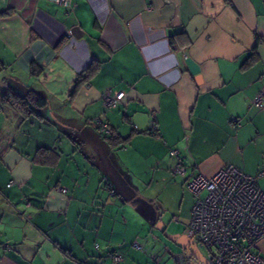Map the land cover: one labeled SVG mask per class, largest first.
<instances>
[{"label":"crops","instance_id":"0c3cea01","mask_svg":"<svg viewBox=\"0 0 264 264\" xmlns=\"http://www.w3.org/2000/svg\"><path fill=\"white\" fill-rule=\"evenodd\" d=\"M70 1L0 0V12L12 10L0 16V89L47 99L42 117L22 122L0 110V264H116L112 252L118 264H141L115 239L119 212L126 220L134 204L153 227L175 219L176 264H209L187 232L185 179L226 164L250 175L264 168V99L252 102L264 92V0ZM179 32L186 40L173 49ZM95 120L126 141L109 144ZM171 148L186 157V176L172 173ZM257 183L264 190V176ZM256 251L264 257V240Z\"/></svg>","mask_w":264,"mask_h":264},{"label":"built area","instance_id":"2783aa9c","mask_svg":"<svg viewBox=\"0 0 264 264\" xmlns=\"http://www.w3.org/2000/svg\"><path fill=\"white\" fill-rule=\"evenodd\" d=\"M70 6V0H53ZM187 56H185L186 58ZM264 92L259 91L254 99L255 106L262 105ZM107 107H114L117 99L110 94L104 97ZM238 125V120H234ZM98 130L110 135V127L101 120H95ZM170 169L174 175L186 176V157L179 149L169 150ZM264 176V168L256 174L243 172L233 164H226L213 175L205 176L193 172L185 179V187L194 196L187 223V232L205 248L209 264H264V257L256 246L264 240V190L258 183V177ZM13 181L8 183V186ZM103 189L109 194L115 193V187L105 175ZM59 191L66 192L59 187ZM135 248L141 245L133 242ZM114 263L121 261L117 252H112Z\"/></svg>","mask_w":264,"mask_h":264},{"label":"rangeland","instance_id":"374dc122","mask_svg":"<svg viewBox=\"0 0 264 264\" xmlns=\"http://www.w3.org/2000/svg\"><path fill=\"white\" fill-rule=\"evenodd\" d=\"M0 84L5 86L2 80H0ZM138 185L141 184H136V186ZM186 192L191 194L187 189ZM142 213L144 210L135 204L127 212L126 220L123 213L119 212L118 231L115 239L121 247L128 251L129 256H137L142 259L141 264H176L174 261L177 254L175 250L177 243L174 238L176 235L174 234L175 219L172 221L170 213L167 216L163 215L161 219L163 218L162 220L166 222V226L164 229H159L149 224L147 222L149 217ZM176 233L179 232L176 231ZM134 241L141 245V249L133 246Z\"/></svg>","mask_w":264,"mask_h":264},{"label":"trees","instance_id":"16d2710c","mask_svg":"<svg viewBox=\"0 0 264 264\" xmlns=\"http://www.w3.org/2000/svg\"><path fill=\"white\" fill-rule=\"evenodd\" d=\"M11 12L12 10L8 8L0 12V16L8 15ZM180 37H182V40L185 37L186 40L185 32H179L170 35V45L173 49L178 47L177 41L180 40L179 39ZM63 40L64 38H62L59 43H61ZM96 69H97V65L88 66L78 73L77 79L70 93V96H73V94L76 92V90L80 85L86 83L89 80V78L94 74ZM41 71H42L41 66L37 68L32 66L30 73L34 76H37L41 73ZM4 106L10 107L13 110H15L17 113H19L21 118L20 121L22 122L27 118H29L31 115L42 117L43 115L41 114V111H43L47 107V99L46 96L41 91L28 88L23 92H19L15 90L13 87L8 86L4 90L0 89V110L4 109ZM96 129L98 130L97 127ZM110 130H111L110 135H105L103 134V132L101 133L98 130L101 134L104 135V137L107 138L109 144H113V143L120 144L126 141V138H118L117 136H114L112 128H110ZM41 152L44 153L46 151L41 150ZM108 180L112 182L110 177H108ZM112 184L114 183L112 182Z\"/></svg>","mask_w":264,"mask_h":264},{"label":"water","instance_id":"95a60500","mask_svg":"<svg viewBox=\"0 0 264 264\" xmlns=\"http://www.w3.org/2000/svg\"><path fill=\"white\" fill-rule=\"evenodd\" d=\"M70 31H71L72 36L76 39H78L82 36V31L77 26L71 28ZM185 64L187 65V68L190 71V73L195 76L196 80H198L199 79V73H200V68H199L198 64L193 62L191 60V58H188V57L185 58Z\"/></svg>","mask_w":264,"mask_h":264}]
</instances>
